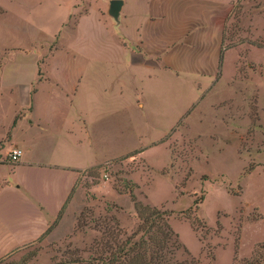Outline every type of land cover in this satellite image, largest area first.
<instances>
[{"label": "crops", "instance_id": "1", "mask_svg": "<svg viewBox=\"0 0 264 264\" xmlns=\"http://www.w3.org/2000/svg\"><path fill=\"white\" fill-rule=\"evenodd\" d=\"M112 1L0 0L1 264L53 263L36 247L75 226L81 176L125 156L127 111L150 123L186 110L180 124L226 96L239 0Z\"/></svg>", "mask_w": 264, "mask_h": 264}, {"label": "rangeland", "instance_id": "2", "mask_svg": "<svg viewBox=\"0 0 264 264\" xmlns=\"http://www.w3.org/2000/svg\"><path fill=\"white\" fill-rule=\"evenodd\" d=\"M226 45L224 99L180 124L186 110L150 123L126 112L125 156L81 176L75 226L36 247L52 264H263L264 241L251 248L264 236V0L235 4ZM148 207L167 213L151 233Z\"/></svg>", "mask_w": 264, "mask_h": 264}, {"label": "trees", "instance_id": "3", "mask_svg": "<svg viewBox=\"0 0 264 264\" xmlns=\"http://www.w3.org/2000/svg\"><path fill=\"white\" fill-rule=\"evenodd\" d=\"M148 210L151 211V216H154V219L151 221V225L150 227L147 228L148 232L151 233L152 232V229H154V227H156V225H158V222L159 221H164V216L167 214L165 211L164 212H161L155 208H152L151 207H148ZM149 221V217L145 218V222H148ZM167 225V224H166ZM168 230H171V228L168 226L167 227ZM146 231V230H145ZM144 239H148L150 241V243H154L155 239H154V236L152 234H149L147 237H144ZM170 238L167 237V235L164 237V242L165 241H168ZM139 251H142L140 248H139ZM159 252V250H155L153 253H157ZM140 254V253H139ZM152 255V254H151ZM95 260H98V261H102L104 262V257L101 256L100 258H95ZM137 264H141V263H137Z\"/></svg>", "mask_w": 264, "mask_h": 264}, {"label": "built area", "instance_id": "4", "mask_svg": "<svg viewBox=\"0 0 264 264\" xmlns=\"http://www.w3.org/2000/svg\"><path fill=\"white\" fill-rule=\"evenodd\" d=\"M22 153H23V151H22L21 148H18V147L17 148H14L12 150V152H11V159L13 161L19 160V158L22 156Z\"/></svg>", "mask_w": 264, "mask_h": 264}, {"label": "water", "instance_id": "5", "mask_svg": "<svg viewBox=\"0 0 264 264\" xmlns=\"http://www.w3.org/2000/svg\"><path fill=\"white\" fill-rule=\"evenodd\" d=\"M111 4H112L111 9L117 13L120 9L122 1L121 0H113Z\"/></svg>", "mask_w": 264, "mask_h": 264}]
</instances>
